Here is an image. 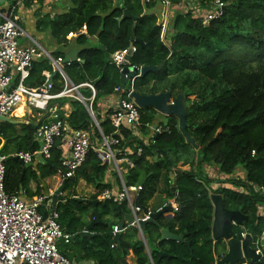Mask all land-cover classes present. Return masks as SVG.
<instances>
[{"label": "trees", "instance_id": "trees-1", "mask_svg": "<svg viewBox=\"0 0 264 264\" xmlns=\"http://www.w3.org/2000/svg\"><path fill=\"white\" fill-rule=\"evenodd\" d=\"M184 1L170 0V17L164 37L163 17L153 10L163 6L157 0L149 3L122 0L121 5H115V0H72L66 13L39 16L37 28L49 30L58 44L67 45L69 33L78 32L86 25L88 33L96 34L109 54L128 49L135 29V53L131 64L137 67L164 64L160 71L138 77L134 89L141 94L171 91L176 96L183 92L188 131L199 148L187 142L177 117L163 115L167 119L164 121L162 114L153 107L140 108L141 128L145 135L151 136V142L145 144L123 126L117 159L130 162L122 173L123 180L127 187L142 185L137 196L143 206L150 208L149 201L160 193L166 195L164 202L178 205L177 210L163 212L155 223L143 229L155 264H216L226 253L227 243L211 237L214 219L211 194H221L226 208L240 210L249 216L244 227H233L237 237L247 232L254 241H260L264 234V214L260 213L264 193L253 188V184H264V0H223L226 2L223 14L206 25L202 15L193 10H181ZM199 1L206 7L214 0ZM30 2L32 0L27 1ZM4 4L0 5L1 9ZM125 9L133 18L119 22ZM76 40L84 44L87 37L80 34ZM52 54L65 56L62 50ZM79 57L80 61H72L65 70L75 84L94 83L97 93L93 108L96 112L98 104L115 95V89L121 86V71L114 63L105 62V53L98 46L82 49ZM45 70L54 73L47 58L37 59L27 85L37 87L45 83ZM53 86L55 91L63 87L59 74L54 76ZM130 86L128 82L123 96ZM89 95L90 92L86 96ZM65 102H69L72 110L67 117H61L73 128L92 129L94 124L86 105L72 97ZM111 111L104 118L96 114L107 135L114 130L108 117ZM150 124L169 125L171 131L151 135ZM37 129L31 124L17 126L0 121V144L4 140L1 153L9 154L13 142L17 151H37L40 147ZM126 147L131 151L126 152ZM139 147H142L141 154ZM63 156L62 145H56L52 157L38 164L39 173L31 164L23 166L7 160V191L21 194L28 191L31 180L39 182L57 174ZM187 165L189 168H184ZM211 166H216L221 173L220 180L211 177L208 171ZM108 171L109 165L102 162L95 151H90L73 176L66 179L65 200L58 203L57 211L58 222L71 235V240L69 243L59 241V251L72 261L94 259L97 264H119L132 253L136 264H148L149 256L144 241L137 236V227L130 226L121 233L120 245L115 242L114 226L130 208L126 201L121 203L120 209V203L100 199L101 192L111 188L107 181ZM82 179L96 189L89 197L98 201L95 207L75 198ZM117 180L120 182L119 176ZM50 183L51 180L46 192L50 191ZM213 183H217V187ZM41 189L38 185L32 196L39 195ZM94 208L101 222L93 227V236H81L80 232L94 219ZM158 209L151 207L153 212ZM163 227L176 234L187 233L184 242L160 241ZM164 252L171 257H161ZM179 256L191 259V263ZM239 264H264V246H261V258L257 262L243 259Z\"/></svg>", "mask_w": 264, "mask_h": 264}, {"label": "built area", "instance_id": "built-area-1", "mask_svg": "<svg viewBox=\"0 0 264 264\" xmlns=\"http://www.w3.org/2000/svg\"><path fill=\"white\" fill-rule=\"evenodd\" d=\"M27 1L31 0H14L6 8H0V116L10 117L23 103L42 113L49 111V117L45 123L38 127L36 132V139L40 144L39 149L35 152L19 150L13 156L23 159L25 164H32L37 159L45 162L52 157L53 149L60 141L66 146V153L61 159V168L65 173V179H67L73 176L75 171L85 162L90 151H95L102 162L112 165L119 171L122 181L118 191L105 189L101 192L100 199L113 200L120 204L126 201L134 217L132 226L139 229L146 243L140 222L150 219L153 211L148 208V211L145 212L136 206L137 191L142 189V185L135 187L125 185L119 167L120 159H117V154L120 151L119 145L121 138H123V126L129 129L137 139L144 141L145 144L151 142V136L145 135L141 128L140 107L131 97L135 81L140 77L141 67H138L137 72L128 79L131 86L126 96L122 95L125 88L120 86L115 89V93H120L121 96L118 97V101L114 102L116 105L108 115L114 130L111 134H105L93 108L97 93L94 83L86 81L75 84L65 70V66L71 64L72 61H65L64 56H54L30 37L21 25L20 16L16 11L18 7L24 6ZM142 1L149 3L155 0ZM157 1L165 9L170 7V0ZM225 6L226 2L223 0H214L199 10H189L202 15V21L206 25L211 20L220 17ZM167 15L169 14L166 11L162 21V37L165 36L168 27ZM84 32V30L71 32L69 37L78 36ZM21 38H28L31 44H24L20 41ZM126 55L127 49H120L111 56V63H114L121 72L125 67ZM42 57L47 58L53 71L59 74L60 82L63 84L61 89L55 91L53 82L47 83V81L37 87L27 85L26 81L31 75L34 62ZM83 88L90 91L89 96L83 94L81 91ZM73 92L76 95L72 94ZM68 97L78 99L86 105L94 124L92 129L73 128L60 114L51 117L56 108L52 103L57 99ZM148 129L151 135L171 131L170 126L165 124H150ZM124 150L126 152L131 151L129 147L124 148ZM138 153H142V147L138 148ZM8 157L9 155L0 152V264H76L63 255L58 248L59 241L69 243L71 235L66 233L58 222L57 206L55 210L52 208L53 194H43L26 200L22 198L21 194L7 191ZM253 188L255 191L264 193V184H253ZM243 190L245 191L246 188L243 187ZM172 205L173 210L178 209L177 203L173 202ZM43 206L48 212L45 219ZM260 209H263L262 206ZM118 232L121 231L116 225L113 229L114 236ZM246 234L247 232H242L241 238L245 237ZM260 241H254L258 254H261ZM148 264H155L150 252Z\"/></svg>", "mask_w": 264, "mask_h": 264}, {"label": "water", "instance_id": "water-1", "mask_svg": "<svg viewBox=\"0 0 264 264\" xmlns=\"http://www.w3.org/2000/svg\"><path fill=\"white\" fill-rule=\"evenodd\" d=\"M9 0H0V5L3 3H6ZM124 18H133V16L129 13V11L126 9L124 11V15L119 18V22L122 21ZM134 30L131 37V43L127 49V55L125 59V67L123 68L121 72V87L125 88L128 79L134 75L138 67L131 65V59L132 56L135 53V45L134 41L136 40L134 37ZM100 48L104 49L103 46H100ZM105 50V49H104ZM78 51L73 50L69 52L65 56V61H75L77 60ZM112 57L110 54L105 50V62H111ZM164 64L160 66H149L145 65L140 68V77H143L147 75L150 72H158L163 68ZM57 73L54 72L51 77L48 78L47 83L53 82V77ZM131 97L134 98L135 102L138 104L140 108H148L153 107L156 111H158L160 114H163L165 116H175L178 118L179 122V128L181 132L186 137V140L188 143L192 144L195 149H198L199 146L196 143V140L194 137H192L188 131V122H187V104H186V97L183 92H180L178 95H174L171 91H163L160 93H149V94H141L135 89L131 92ZM49 117V111H47L44 115H42L41 119L37 123H30L34 128H38L44 120H46ZM1 121H7V122H13L15 123L11 118L7 116H0ZM58 141L57 143H59ZM12 159L13 161H16L17 163L25 166V161L18 156H9L8 160ZM172 159V158H171ZM173 160V159H172ZM63 173L64 179L62 180L60 186L53 192L52 197V208L53 210L56 209V206L59 201L65 200V196L63 195L64 185L66 182L65 179V173L60 170ZM25 169L22 172V178L24 176ZM173 176V175H171ZM174 192L177 191V188L174 187ZM76 199H79L83 202H87L94 207L97 205V200H91L81 197H75ZM211 200L214 205V219L213 223L211 225V237L213 240H219L223 239L227 243V251L224 254L223 257H221L216 264H239V262L243 259L250 260L251 263L257 262L261 258V254H258L256 252V247L254 246V238L250 233H247L245 237L239 238L234 234L233 227H244L245 223L249 220V216L244 214L240 210H230L225 207L223 202V196L221 194L213 193L211 194ZM136 206H139L141 209H143L145 212L148 211V208L143 206L140 202L139 196L136 197L135 200ZM118 207L121 209L122 205L119 204ZM173 210V205L168 204L163 209L158 210L156 212H153L151 214V218L146 221H141V227L142 230L146 228V226L149 223H155L157 221V218L163 213V212H169ZM94 219L91 221L89 226L80 232L81 236L84 237H91L93 236V233L91 230L95 225L101 222L100 214L97 210V208H94ZM48 212L46 211V207L43 206V217L44 219L47 218ZM134 221V217L132 212L125 213L123 217L121 218L120 223L118 224V229L123 232L126 228L132 226ZM121 232H118L115 235V242L120 245L121 243ZM187 233L183 234H176L173 233L168 227H163L161 229V238L160 241L164 240H174L177 242H184L185 235ZM187 245L191 248L190 242H187ZM260 245L264 246V234L260 241ZM192 257L193 252L191 250ZM171 257V255L167 253H161V257ZM180 259L186 260L189 263H191V259H185L179 256ZM119 264H130L127 260V258H123Z\"/></svg>", "mask_w": 264, "mask_h": 264}, {"label": "crops", "instance_id": "crops-1", "mask_svg": "<svg viewBox=\"0 0 264 264\" xmlns=\"http://www.w3.org/2000/svg\"><path fill=\"white\" fill-rule=\"evenodd\" d=\"M7 2H6V4L3 5L2 8H6L9 4H11V2H8V3ZM121 4H122V0H115V5H121ZM71 6H72V0H33L30 3H26L24 6L18 7L16 13L20 16V23L23 26V28L25 29V31L29 34V36L32 37L34 40H36L38 43H40L43 47L46 48L47 51H49L51 53L53 51H56V50H60V51L62 50V51H64L65 56H66L67 54H69V52H71L73 50H77L78 51L77 60L80 61L81 58L79 57V54H80L81 50L86 48V47H97L98 46L100 48V46H103L104 49L107 51L106 47L101 43L99 37H97L96 34L90 35L88 33V29H87L86 25H83L82 29L78 31V32H81L83 30L85 31L83 34L87 37V41L84 44L79 43L76 40L77 36L69 37V35L67 36V39L70 42H68L67 45L58 44L56 42V40L53 37L50 36V31L49 30L48 31H43V30H40V29L37 28V20H38L39 16L49 15L50 17H54V16H56L58 14H62V13L68 12V10L70 9ZM180 7H181V10L183 12H185V11H187L189 9H195V10L198 9L199 10V8H201L203 6L201 5L199 0H185ZM155 9H153V10L155 11ZM166 11H167V14H169L170 7L168 9H165L164 6L160 7V14H161V16L163 18H164V15L166 14ZM123 15H124V12H123ZM168 21H169V15H167V26H168ZM20 41L23 42L26 45L31 44V42H30V40L28 38H21ZM100 49H102V48H100ZM104 49H102V50L105 53ZM110 56H112V54H110ZM42 58H40V59H42ZM49 73L50 72L47 71V70H45L43 72V75H45L47 77V80H48L49 77H51L53 75V74L50 73V76H49ZM53 81H54V77H53ZM89 92L90 91L86 88V91L83 94L87 95ZM119 94L120 93H115V95L106 98L103 102H100L98 104V107H97V110H96V114L98 113V114L101 115V117L104 118L107 115L108 111L110 109L112 110V108L115 107L116 103H114V102L118 101L119 100L118 97L121 96V94L120 95ZM65 99L66 98L57 99L56 101H54L52 103V105L56 106V108H55V111L52 113L51 117H53V116H55L57 114H60V115H63V116L67 117L70 114V112L72 110V107L69 104V102H65ZM44 114L45 113H42L41 111L33 109V108H31V107H29L27 105H24L22 103L21 105H19L17 107V109L14 111V113L9 117L15 123H13V122H9V123L15 124L17 126H20L22 124L37 123L41 119L42 115H44ZM163 117L165 118V116L162 115V119H163ZM163 120L166 121L167 119L165 118ZM18 128H20V127H18ZM3 144H4V140H1L0 152H1ZM58 144L62 145L64 154H65L66 153V146L64 145V143L59 142ZM8 150L10 152H9V154H7V153L6 154L9 155V156L10 155L13 156V154L16 153L17 150L15 149V143L14 142L9 146ZM41 162H43V161H40L39 159H37L31 165H32V167L34 169L37 170L38 164L41 163ZM127 164H130V162L127 159H121L120 160L119 167H120L121 174L123 173V171L126 170ZM184 168H185V166H184ZM60 170H62V168L59 169L57 174L51 176L48 179H40L39 182L36 181V180H31V182L29 183L28 191L21 193L22 198H24L26 200H31L32 198L37 197L39 195L50 194V193L53 194V192L59 187V185L61 184L62 180L64 179L63 173ZM116 172H117L118 175L115 174ZM37 173H39L38 170H37ZM117 176L120 177L119 171L116 168H113L112 165L111 166L109 165L107 181L111 184V188L110 189H112L115 192L118 191L120 189L121 185H122L121 177H120V182H121L120 183L117 180ZM122 178H123V176H122ZM22 180H23V178H22ZM50 180H51V182H53V188H50V191L46 192L45 190H46V188L48 186V182ZM83 183L88 184L85 180H83V179L80 180L79 183H78V186H77V192H78V188ZM38 185L40 186V188H42L41 189V193L39 195L37 194V195L32 196V193L37 190ZM88 186L94 187L92 184H88ZM94 188H93V191L89 195L84 194L83 196H81L80 194H78L77 197L89 199V197L93 193L96 192V189H94ZM63 195H65L64 192H63ZM165 197H166L165 194H162V193L157 194L153 199H151L149 201L150 208L152 207L154 209H156V208L158 209V207H160L158 210L163 209L165 207L164 205H167V203L164 202ZM162 206H164V207H162ZM262 208L263 209H260V213L264 214V205H262ZM42 209H43V207H42ZM126 231H127V228L121 233H124ZM91 232H92V230H91ZM93 235H94V233H93ZM137 236L140 237L145 243V240L143 239V236L140 233V231L138 232ZM145 246H146V252H147V254L149 256L150 249H149V246L147 244V240H146ZM254 246H255V243H254ZM129 258H134V255L132 253L127 257V260H128V262L130 264H136L135 258H134V262L135 263L134 262H130ZM74 262L76 264H97V261L94 260V259H85V260H81L79 262L76 260Z\"/></svg>", "mask_w": 264, "mask_h": 264}, {"label": "rangeland", "instance_id": "rangeland-1", "mask_svg": "<svg viewBox=\"0 0 264 264\" xmlns=\"http://www.w3.org/2000/svg\"><path fill=\"white\" fill-rule=\"evenodd\" d=\"M155 11L156 12H159L160 13V7H157L156 9H155ZM169 17H170V11H169ZM82 92H85L86 91V88H83L82 90H81ZM72 94H74V95H76V93L75 92H73ZM163 115V114H162ZM163 119H165L164 117H163ZM120 163V162H119ZM185 168H189V166L187 165V166H185ZM208 171H209V173H210V175H211V177L212 178H214V179H218V180H220L221 178V173H219V171L217 170V168H216V166H211V167H209L208 168ZM58 182V181H57ZM59 183V182H58ZM218 183H221V182H218ZM216 185V186H215ZM60 186V185H59ZM213 186L214 187H217V183H213ZM50 188H53V182H51L50 183V186H49ZM93 188L94 187H91V186H88V184H86V183H83L79 188H78V194H80L81 196H83L84 194H87V195H89L92 191H93ZM95 189V188H94ZM129 261L130 262H134V258H129ZM135 263V262H134Z\"/></svg>", "mask_w": 264, "mask_h": 264}]
</instances>
